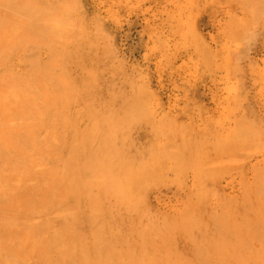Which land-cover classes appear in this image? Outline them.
Wrapping results in <instances>:
<instances>
[{
  "label": "rangeland",
  "instance_id": "374dc122",
  "mask_svg": "<svg viewBox=\"0 0 264 264\" xmlns=\"http://www.w3.org/2000/svg\"><path fill=\"white\" fill-rule=\"evenodd\" d=\"M2 23L58 62L0 60V264H264V0H0Z\"/></svg>",
  "mask_w": 264,
  "mask_h": 264
},
{
  "label": "bare ground",
  "instance_id": "6f19581e",
  "mask_svg": "<svg viewBox=\"0 0 264 264\" xmlns=\"http://www.w3.org/2000/svg\"><path fill=\"white\" fill-rule=\"evenodd\" d=\"M16 27V26H14ZM9 27L5 24H0V60L3 62L7 54H9L15 47H23V51H31L30 49H38L41 46H44L49 50L50 53V63L55 65L58 62V57L54 54L51 50V47L47 46L44 43V40L39 36L30 33L28 31H22L17 36H12L7 33ZM1 66V63H0ZM7 83L1 82L0 83V91L5 88ZM0 138H5L7 142H12V138L9 136L7 137L5 132L0 129ZM111 169L110 166H108ZM117 180L119 189L123 192V194H127V192L132 188L134 185L138 183L130 179L126 173H119L117 174Z\"/></svg>",
  "mask_w": 264,
  "mask_h": 264
}]
</instances>
